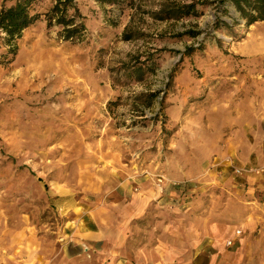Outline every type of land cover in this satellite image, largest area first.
<instances>
[{
  "label": "rangeland",
  "instance_id": "1",
  "mask_svg": "<svg viewBox=\"0 0 264 264\" xmlns=\"http://www.w3.org/2000/svg\"><path fill=\"white\" fill-rule=\"evenodd\" d=\"M75 1L0 34V264H264V22Z\"/></svg>",
  "mask_w": 264,
  "mask_h": 264
},
{
  "label": "trees",
  "instance_id": "2",
  "mask_svg": "<svg viewBox=\"0 0 264 264\" xmlns=\"http://www.w3.org/2000/svg\"><path fill=\"white\" fill-rule=\"evenodd\" d=\"M44 1L49 3L48 7L43 12H33L34 6ZM97 1L113 4L122 2V0ZM218 3L232 5L247 26L264 22V0H218ZM161 12L162 15L157 18L159 20L195 15L197 10L193 4H188L175 8L165 7ZM41 19L46 22L48 28L60 27L59 37L66 42H79L86 33L83 17L75 0H13L9 5L0 8V34L3 35L2 40L7 47V53L15 54L16 41L21 38L22 32ZM128 39L129 37H125V40Z\"/></svg>",
  "mask_w": 264,
  "mask_h": 264
},
{
  "label": "built area",
  "instance_id": "3",
  "mask_svg": "<svg viewBox=\"0 0 264 264\" xmlns=\"http://www.w3.org/2000/svg\"><path fill=\"white\" fill-rule=\"evenodd\" d=\"M250 172L258 173L259 171H257V170H250ZM237 173H239V171H237ZM234 234H235L236 237H238V236H240L241 232H240V230H236V231L234 232ZM232 244H233L232 241H227V242H226V246H228V247H229V246H232Z\"/></svg>",
  "mask_w": 264,
  "mask_h": 264
},
{
  "label": "crops",
  "instance_id": "4",
  "mask_svg": "<svg viewBox=\"0 0 264 264\" xmlns=\"http://www.w3.org/2000/svg\"><path fill=\"white\" fill-rule=\"evenodd\" d=\"M227 256L228 255H226L225 253H221V259L228 258ZM198 259L200 260V259H202V257H199Z\"/></svg>",
  "mask_w": 264,
  "mask_h": 264
}]
</instances>
